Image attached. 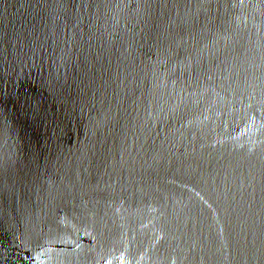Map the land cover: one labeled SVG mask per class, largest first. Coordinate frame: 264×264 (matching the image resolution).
Returning <instances> with one entry per match:
<instances>
[{
    "label": "water",
    "instance_id": "95a60500",
    "mask_svg": "<svg viewBox=\"0 0 264 264\" xmlns=\"http://www.w3.org/2000/svg\"><path fill=\"white\" fill-rule=\"evenodd\" d=\"M0 264H264V0H0Z\"/></svg>",
    "mask_w": 264,
    "mask_h": 264
}]
</instances>
